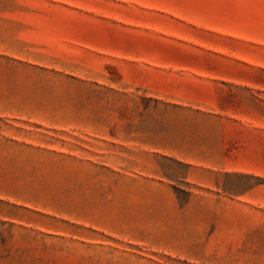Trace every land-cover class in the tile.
<instances>
[{"label":"rangeland","instance_id":"rangeland-1","mask_svg":"<svg viewBox=\"0 0 264 264\" xmlns=\"http://www.w3.org/2000/svg\"><path fill=\"white\" fill-rule=\"evenodd\" d=\"M0 264H264V0H0Z\"/></svg>","mask_w":264,"mask_h":264}]
</instances>
